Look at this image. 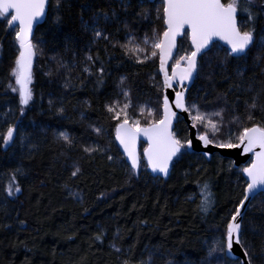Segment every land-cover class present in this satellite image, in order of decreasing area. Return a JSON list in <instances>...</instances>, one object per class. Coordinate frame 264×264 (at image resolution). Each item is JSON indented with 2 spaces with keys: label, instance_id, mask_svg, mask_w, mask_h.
Here are the masks:
<instances>
[{
  "label": "trees",
  "instance_id": "1",
  "mask_svg": "<svg viewBox=\"0 0 264 264\" xmlns=\"http://www.w3.org/2000/svg\"><path fill=\"white\" fill-rule=\"evenodd\" d=\"M62 3V23L54 24L52 14L57 9L55 0H50L47 18L33 38L37 53L33 99L24 112L11 91L18 42L5 17H0V264H182L186 257L197 264L208 242L220 238L242 199L244 167L235 168L219 153L207 160L183 149L168 179L152 176L143 158L137 174L117 144L118 121L107 111L108 105L128 103L130 123L138 119L141 126L162 118L159 50L156 57L137 63L136 56L143 54L129 50L132 46L123 47L135 37L133 45L150 52L152 42L162 39V0H133L140 7L120 11L119 22L108 25L111 43L94 42L83 29L81 6L93 4L99 10L111 4L119 9V0ZM217 45L220 50L210 65L199 60V75L186 104L190 117L196 106L206 119L222 121L215 137L218 143H235L242 127L264 126V107L254 112L251 121L245 107L256 92L264 105V66L254 63L255 49L246 64H238L226 54V47ZM191 50L185 36L173 62ZM88 55L93 62L87 61ZM101 64L103 83H97ZM238 66L243 77L237 75ZM249 86L253 91H248ZM10 127L16 132L5 147L2 141ZM97 127L102 134L95 132ZM196 127L199 133L205 131L200 123ZM174 132L182 141L189 139L182 118ZM60 133H66L70 142ZM86 147L97 151L85 152ZM145 147L141 144L142 150ZM76 167L80 171L72 176ZM205 183L214 201L207 212L201 210L199 195V186ZM15 184L21 191L9 196L8 189ZM242 239L259 252L264 242V200L252 201Z\"/></svg>",
  "mask_w": 264,
  "mask_h": 264
},
{
  "label": "snow or ice",
  "instance_id": "2",
  "mask_svg": "<svg viewBox=\"0 0 264 264\" xmlns=\"http://www.w3.org/2000/svg\"><path fill=\"white\" fill-rule=\"evenodd\" d=\"M48 4L49 0H0V17H5L6 27L11 26L15 40L18 42L19 51L12 72L18 87H11V91L18 92L19 103L22 106L21 112L33 99L32 66L37 54L36 45L32 41L33 27L46 17ZM63 7L65 5L62 0H55L57 11L52 14V18L56 25L62 23L60 10ZM134 7L140 6L134 4L133 0H119V9L112 7L111 4L99 10L93 4L82 5L83 29L92 34L94 42L104 40L111 43V34L107 31L108 25L114 21L119 22L120 11L126 13ZM85 10L88 13L87 20L84 19ZM162 14L167 28L162 34V39L157 38L152 42L150 52L147 47L133 45L135 37H130L123 47L132 46L129 50L143 54V58L140 55L136 56L137 63H144L145 60L156 57V50H159L160 69L164 72V87L171 88L173 82L180 86V91L175 93L174 107L176 109L185 113L190 112L185 101V93L188 91L185 82L193 83L194 79L198 78V58L210 65L212 57L218 55L220 49L214 41H223L228 46L224 51L238 64L240 62L246 64L255 49L254 63L257 66H264L261 64L264 62V0H162ZM124 26L127 27V24L125 23ZM186 28L190 31L186 32ZM180 36H187L190 39L192 50L181 57L184 61L183 66L180 61H177L172 74L169 75L165 65L171 59L173 49L176 48L177 37ZM143 43L145 46L148 45L147 36L144 37ZM214 49L217 51H213ZM86 59L89 62L94 61L92 55H88ZM84 71L87 72L89 69L85 68ZM236 71L238 76L243 77L244 72L239 66ZM98 72L97 83H103L102 78L105 72L103 64L100 65ZM248 91H253L252 86H249ZM259 100L260 93L256 92L245 101L247 120H253L254 112L264 107ZM129 106L128 103H125L123 107L108 105L107 111L112 114V119L118 121L116 139L131 162V169L137 174L141 169V153L137 145L140 137H144L147 140V147L143 149L142 155L146 160V167L150 168L153 173L167 177L170 174V168L174 167V160L179 162L181 150L194 148L193 140L182 141L173 131V121L177 119V112L172 110L167 96L163 98L162 118L151 120L147 126H141L138 119L130 123L127 112ZM193 108H195V115L191 117L192 127L195 128L197 123L204 126L205 131L197 136L204 147L208 145L220 148L242 147L245 153H253L255 157L250 166L242 169L247 177L242 199L230 215L220 238L208 242L205 255L197 261V264H264V242L261 243L259 252H257L254 245L251 243L245 245L242 239L244 214L247 212L245 204L250 205L256 199L264 200V126L259 124L244 126L236 137L237 142L233 143L229 140L218 143L215 137L221 130L222 121L213 122L211 119H206L205 114L201 113L196 106ZM212 115L222 117L221 112H214ZM15 132V128L10 127L7 130L2 141L5 146L13 142ZM95 132L100 135L103 129L97 127ZM60 135L65 141L70 142V137L66 133H60ZM84 151L92 152L97 149L86 147ZM204 155L209 154L204 153ZM109 159L112 157L109 156ZM16 171L19 173L20 169ZM79 171L80 169L76 167L72 176H76ZM199 187V195L203 197L200 207L202 211L207 212L214 203L212 192L206 183ZM20 191L19 184H15L9 187L8 195L12 196L14 192L19 193ZM242 209H244L243 214ZM96 239L101 240V236L98 235ZM234 245H239L243 250V260L234 254ZM182 264H191V261L186 257Z\"/></svg>",
  "mask_w": 264,
  "mask_h": 264
},
{
  "label": "water",
  "instance_id": "3",
  "mask_svg": "<svg viewBox=\"0 0 264 264\" xmlns=\"http://www.w3.org/2000/svg\"><path fill=\"white\" fill-rule=\"evenodd\" d=\"M148 1L152 3V2H154L156 0H148ZM48 9H49V4H48V6L46 8V17L43 18L38 24L34 25V27H33L32 41H33V38L35 36V33H36L37 28L45 22V20L47 18V15H48ZM10 15H11V13L9 14V16ZM166 28H167V25L165 24V30H166ZM185 31L188 32L190 30L186 28ZM184 37L185 36L177 37L176 48L173 49L172 57H171V59H169L167 61L166 65H165V67H166L169 75L172 74V72H173V70L175 68V66L172 67V62H173L174 57H175V55H176V53L178 51L179 42ZM189 41H190V39H189ZM214 43H216V44L219 43L223 47H226V48L228 47L223 41H218L217 40V41H214ZM190 44H191V42H190ZM198 62H199V58H198ZM159 74H160V76L162 78L163 87H164V72L161 71V69H160V57H159ZM192 85H193V83L185 82V87L188 89V91L190 90V88L192 87ZM178 91H180L179 84L176 83V82H173V86L171 88H167L166 89L164 87V89H163V98H164V96H167L169 98V102L172 105V110L177 112V119L178 118H182L185 121V123L187 124V126H188L189 139H192L193 140L194 148L191 149V150H189V149H186V150L188 152H190V153L201 154L207 160H210L212 158L213 154L219 153L223 157L231 159L233 161V164H234V167L235 168H241V167H244L245 168V167L250 166L251 162L255 159V157H254L253 153H245L243 151V148L242 147H240V148H220V147H216L214 145H208L207 147H204L203 146L202 142H200L197 139V136L199 134L198 128L197 127H195V128L192 127L193 121H192V119L190 117V114L189 113L182 112L179 109H176L174 107L175 93L178 92ZM188 91L185 93V101L186 102H187V94H188ZM162 115H163V106H162ZM177 119L173 121V131H175V126H176ZM115 137H116V133H115ZM116 141H117V144H118V146L120 148L121 153L124 155L127 163L131 167V162L128 160L127 155H126V153L123 150V147L120 145V143H119V141L117 139H116ZM141 144H144L147 147V140L144 137H140V140L138 142L137 149H138L139 152L141 151ZM257 151H259V149H257ZM182 152H183V149L181 150V153ZM204 153H208L209 155L208 156H205ZM144 161L146 163V160L145 159H144ZM175 161L176 160H174V162ZM147 169H148V172L152 174V176H154V177H160L162 179H168L170 177V175H171V172H172V168H170V174L167 177H164L162 174L153 173L150 168H147ZM244 178H245V180H247V177L245 176V174H244ZM250 205L248 203L245 204V208L247 209V211H248ZM241 211H242V214H243L244 213V209H242ZM245 216H246V214H244V218H245ZM242 251L243 250L240 248L239 245H234V254L236 256H239V258L241 260L244 259L243 255H242Z\"/></svg>",
  "mask_w": 264,
  "mask_h": 264
},
{
  "label": "rangeland",
  "instance_id": "4",
  "mask_svg": "<svg viewBox=\"0 0 264 264\" xmlns=\"http://www.w3.org/2000/svg\"><path fill=\"white\" fill-rule=\"evenodd\" d=\"M35 59V58H34ZM174 61V60H173ZM179 61L181 62V64L183 65V63H184V61H182L181 60V58L179 59ZM175 63L176 62H172V67H174L175 66ZM33 64H34V60H33ZM14 68H15V66H14ZM14 68H13V70H14ZM13 70H12V72H13ZM32 72H33V66H32ZM13 76V75H12ZM12 79H13V84H14V87H18L16 84H15V77L13 76L12 77ZM31 87H32V85H31ZM32 90H33V88H32ZM15 94L19 97V95H18V92H15ZM31 103V102H30ZM28 107V106H27ZM25 109L26 108H23V112L25 111ZM10 145V144H9ZM8 145V146H9ZM5 147H7V146H5ZM142 152H143V150L141 149V151H140V153H141V160H142V158H143V156H142ZM144 159V158H143Z\"/></svg>",
  "mask_w": 264,
  "mask_h": 264
}]
</instances>
